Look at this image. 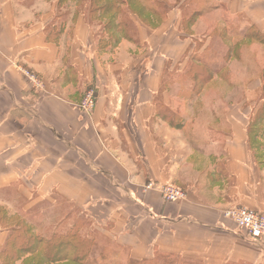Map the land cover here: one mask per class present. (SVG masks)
Returning <instances> with one entry per match:
<instances>
[{"label": "crops", "instance_id": "obj_1", "mask_svg": "<svg viewBox=\"0 0 264 264\" xmlns=\"http://www.w3.org/2000/svg\"><path fill=\"white\" fill-rule=\"evenodd\" d=\"M59 1L0 0V252L8 221L21 219L44 237L99 233L122 264L160 257L264 264V243L245 239L223 216L235 207L264 213L261 108H205L219 120L191 137L185 122L162 114L178 98L164 89L165 73L188 62L209 20L224 13L264 34V0H212L218 7L188 34L182 18L190 0H174L164 24L140 23L137 43L122 39L107 51L87 5L58 13ZM133 47L149 53L130 57ZM88 92L89 114L81 108ZM164 185L185 199L163 201L155 188Z\"/></svg>", "mask_w": 264, "mask_h": 264}, {"label": "rangeland", "instance_id": "obj_2", "mask_svg": "<svg viewBox=\"0 0 264 264\" xmlns=\"http://www.w3.org/2000/svg\"><path fill=\"white\" fill-rule=\"evenodd\" d=\"M179 1L180 0H178V2ZM85 2L87 1L79 0L77 1V6H75V4L69 2V0H61L58 3V13H63L62 10L73 11L76 10V7H81L83 9V4H85ZM166 2L168 6L174 7V0H166ZM131 4L132 10H138L141 9L142 6L144 8L145 0H132ZM214 6H217V3L212 0H192L186 7H183V14L189 16L194 10H203L206 12ZM85 12H88V5L86 6ZM221 16L223 18H221ZM97 17L98 14L95 13L87 17V21L96 31L98 30L97 32L100 33V37L102 38L100 39L101 42L106 38L104 34L108 31L103 33V24L105 21H99ZM125 17L127 20V31L128 28L131 27L130 35L133 39L131 42L137 43V27L140 25L139 21L141 20L129 16ZM209 21L211 25L205 34L207 38L203 39L201 35L199 37L201 42L195 44V49L190 54L187 60L188 62H186L185 65L181 62L180 66L177 68V72H174L173 69V71L165 73L166 76L164 78V89L169 91L170 95L178 98L173 100L174 106L171 103L168 108L162 106L163 117L171 120L175 125L185 122L186 126L184 128V133L187 137L193 136L196 131L203 132L204 130H211L212 127L209 126L211 120L213 118L219 120L216 115L217 112L212 111L213 114H206L203 111L205 108L218 109L219 107L228 108L237 105L252 108L260 107L262 113L258 116L259 118L264 117V57H262V54H264V34H260L244 24H239L229 19L224 13L223 15L218 14ZM182 24L186 26V23ZM207 25L209 26V23ZM232 28H235L236 33L243 36L231 42L223 40L221 38V31H228ZM99 49L102 51L110 50L108 47H104L102 43L99 44ZM146 53L149 52H142V49L139 51L135 47L129 52L130 57H132V55L133 57H138ZM198 58L203 61L204 65L215 64L214 66L221 70L218 76H212L210 81L203 86H201L198 81V83L194 81V77H197V75L194 69H192L193 66L201 68V65H196L193 61ZM184 59L186 60L187 56H185ZM234 60L241 61L245 68H237V72L236 69H231L229 62ZM143 68L144 64L141 66V70H143ZM201 70L204 71L203 74H207V70ZM258 81L261 83L258 89L253 93L248 92L251 87L250 85ZM193 86H195L197 90L191 91ZM204 92L208 93V95L202 98ZM190 108H192L193 111L190 110ZM223 112L224 111H222V114ZM37 218L39 219L35 221L36 223L42 220V217H36V219ZM35 229L37 228L35 227ZM36 232L39 233L37 230ZM88 232L89 231H87V233ZM41 233L42 232H40V234ZM91 233L90 235L93 239L96 238L94 244L96 245V251H98L106 245V242L100 241L102 239L99 238V233H95L94 231ZM96 254H98V252ZM116 262L122 264L121 260H116ZM155 264L184 263L180 262V260H174L173 258L160 257L157 258Z\"/></svg>", "mask_w": 264, "mask_h": 264}, {"label": "trees", "instance_id": "obj_3", "mask_svg": "<svg viewBox=\"0 0 264 264\" xmlns=\"http://www.w3.org/2000/svg\"><path fill=\"white\" fill-rule=\"evenodd\" d=\"M88 5V17L98 14L97 19L104 20L103 33L106 35L104 41L100 43L104 47L115 49L120 40L133 41L131 27L126 24V17L129 14L136 16L143 26L154 30L165 23L167 14L171 6H168L166 0H145L144 8L132 10V0H86ZM105 1V2H103ZM192 0L189 2L191 3ZM203 10H194L189 16L183 14L182 30L188 34L190 28L204 14ZM108 16V17H107ZM118 20V21H117ZM185 20V21H184ZM102 33V34H103ZM243 35L236 33L232 28L228 31H221L223 40L232 41ZM102 39V38H101ZM229 52V51H228ZM196 65L193 66L197 77H194L195 83L203 86L212 76H218L220 68L213 64L204 65L203 61L198 58L193 60ZM207 70V74H203ZM198 81V82H197ZM197 90L195 86L191 91ZM7 228L11 229V235L0 252V264H119L112 257L115 252L106 245L96 251V245L91 235L76 238L78 233L73 229L67 231L66 236L60 237L58 232L51 233L48 237L37 233L35 226L26 223L24 220L8 221ZM91 237V238H90ZM98 252V254H96ZM157 259L149 262H135L127 260L126 264H155Z\"/></svg>", "mask_w": 264, "mask_h": 264}, {"label": "built area", "instance_id": "obj_4", "mask_svg": "<svg viewBox=\"0 0 264 264\" xmlns=\"http://www.w3.org/2000/svg\"><path fill=\"white\" fill-rule=\"evenodd\" d=\"M95 101L91 92L86 93L81 104L82 110L89 114L94 108ZM151 186H148L150 188ZM163 201L168 203L183 201L185 192L172 185H164L155 188ZM224 218L230 220L235 231L244 236L245 239L263 244L264 243V213L256 212L246 207H235L223 212Z\"/></svg>", "mask_w": 264, "mask_h": 264}]
</instances>
